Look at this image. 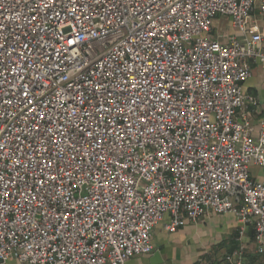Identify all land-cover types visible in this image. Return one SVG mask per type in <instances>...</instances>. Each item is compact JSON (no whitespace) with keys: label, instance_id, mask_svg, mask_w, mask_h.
<instances>
[{"label":"built area","instance_id":"built-area-1","mask_svg":"<svg viewBox=\"0 0 264 264\" xmlns=\"http://www.w3.org/2000/svg\"><path fill=\"white\" fill-rule=\"evenodd\" d=\"M254 13L264 0H0V264H126L166 218L174 234L210 214L264 254ZM219 17L240 35L212 39Z\"/></svg>","mask_w":264,"mask_h":264},{"label":"crops","instance_id":"crops-1","mask_svg":"<svg viewBox=\"0 0 264 264\" xmlns=\"http://www.w3.org/2000/svg\"><path fill=\"white\" fill-rule=\"evenodd\" d=\"M249 32H264V15L254 13L249 20ZM240 33L233 28L229 17H219L215 21L211 38L227 43L231 36ZM252 76L243 82V92L257 99V106H249L248 113L254 127L253 135L257 136L260 123L264 120V66L258 62H249ZM253 180H264V168L253 167ZM165 222L158 225L152 236L154 251L150 255L132 258L126 264H151L155 253H160L161 264H226V256L232 254L241 245L245 246L240 264H264V254H258L255 246L253 226L247 229L239 242L240 223L232 215L210 214L194 223H187L174 234L164 230ZM10 264H14L13 261Z\"/></svg>","mask_w":264,"mask_h":264},{"label":"water","instance_id":"water-1","mask_svg":"<svg viewBox=\"0 0 264 264\" xmlns=\"http://www.w3.org/2000/svg\"><path fill=\"white\" fill-rule=\"evenodd\" d=\"M151 264H161L162 260H161V257H160V253H155L151 259Z\"/></svg>","mask_w":264,"mask_h":264}]
</instances>
